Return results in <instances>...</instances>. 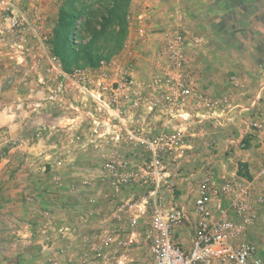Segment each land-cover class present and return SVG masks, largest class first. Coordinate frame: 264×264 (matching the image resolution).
<instances>
[{
	"label": "rangeland",
	"instance_id": "374dc122",
	"mask_svg": "<svg viewBox=\"0 0 264 264\" xmlns=\"http://www.w3.org/2000/svg\"><path fill=\"white\" fill-rule=\"evenodd\" d=\"M156 1H19L31 26L20 32L19 38L8 33L0 35V264H50L42 247H47L46 238L64 250L71 247L70 261L63 264H79L80 253L89 249L93 235L102 228L111 210L110 199L105 195L113 191L107 190L109 184L101 179L102 175L94 179L93 182L99 181L97 184L84 182L85 192L78 198L77 182L87 180L85 176L75 180L65 168H44L42 151H34L36 162L31 165L27 162L29 151L16 149L18 141L37 142L49 130L75 132L77 124L72 119L76 111L69 107L75 101V92L59 75L58 65L66 73L75 69L95 72L100 60L114 57L132 62L139 78L149 77L156 69L158 53L180 23L191 37L205 39L202 45H189L187 51L194 55L189 62L197 82L207 76L212 81V86L208 85L210 91L204 88L206 92L212 96L230 93L234 102L247 104L258 87L255 74L264 64V0H164V9L156 6ZM68 16H77V33L76 24ZM159 16L168 20L164 25L170 27L164 31ZM63 23L69 47L63 43ZM17 43L24 48L16 47ZM199 57L209 69L208 74L205 71L202 75L198 68L200 61L195 58ZM235 65L242 70H230ZM233 74L247 79L245 89H231L229 78ZM51 96L55 100H50ZM63 117H67L66 123L61 122ZM83 126L82 129L90 127L89 123ZM227 128L234 130L235 126L220 129ZM235 135L232 131L230 136L237 138ZM89 154L90 151L84 153V157ZM92 164L100 167H90ZM78 169L86 175L91 169L97 174L102 172V164L87 157L80 161ZM52 176L62 177L58 187ZM43 189L45 198H41ZM138 192L124 189L117 198ZM27 194L33 196V201L27 200ZM260 226L255 242L264 255L263 222ZM26 227L33 229L31 243H23L28 238L17 235L18 229L26 231ZM62 228L71 233L60 231ZM66 236L76 246H61L66 244Z\"/></svg>",
	"mask_w": 264,
	"mask_h": 264
},
{
	"label": "built area",
	"instance_id": "2783aa9c",
	"mask_svg": "<svg viewBox=\"0 0 264 264\" xmlns=\"http://www.w3.org/2000/svg\"><path fill=\"white\" fill-rule=\"evenodd\" d=\"M19 1L0 0V35L19 38L31 26ZM177 25L149 77L139 78L132 62L114 57L100 60L95 72L56 67L75 92L72 121L94 136L82 148L113 149L103 156L101 172L113 191L107 198L111 210L79 264H264L252 236L264 212V64L247 104L234 102L230 93L212 96L187 59L189 45L205 39ZM246 81L237 74L229 79L233 90L245 89ZM85 123L90 127L82 129ZM207 123L235 126L240 136L229 139L227 150L247 149L255 141L263 162L251 178L204 172L188 208L176 201L177 183L188 181L183 170L193 155L191 140ZM124 189L139 192L117 198ZM45 243L63 250L51 239Z\"/></svg>",
	"mask_w": 264,
	"mask_h": 264
},
{
	"label": "crops",
	"instance_id": "0c3cea01",
	"mask_svg": "<svg viewBox=\"0 0 264 264\" xmlns=\"http://www.w3.org/2000/svg\"><path fill=\"white\" fill-rule=\"evenodd\" d=\"M177 1V0H176ZM172 3V2H171ZM166 2L164 0H157L156 1V6H160L161 9H164V7H166ZM176 5H178V2H176ZM175 5V6H176ZM159 18L161 19V23H163V31L168 27H170L169 25L167 26L164 25L168 20L167 18H165L164 16H159ZM207 51V50H206ZM205 50L204 52L207 53ZM209 54V53H208ZM194 57L193 52L192 51H187V59H190ZM203 57V56H202ZM194 60V59H193ZM196 62H201V57H199L198 59L195 58ZM200 67L201 68V73L202 75H205V71L208 74L207 70H209L208 68H205L202 64V62L200 63ZM238 62V60L236 61ZM239 63V62H238ZM238 65V64H237ZM207 67V66H206ZM240 68L239 66H236L231 68L230 70L234 71V68ZM211 70V69H210ZM200 71V70H199ZM235 75V74H233ZM238 75V74H237ZM198 80V78H196ZM230 79V78H229ZM230 83V82H229ZM199 85L201 86V88H206L207 90L210 91L208 88L209 86H212V81L209 80V76H207L206 78H204V80L201 78L199 81ZM233 90V89H232ZM222 93V92H220ZM243 95V94H242ZM11 125L12 128L15 127L13 119L11 118ZM66 123L67 122V117H63L62 121ZM60 124V122H59ZM76 130L73 133H66L63 130L60 131L59 133L57 132V130H49L47 132H44L43 135H41V139H38L37 142H30L29 140L26 141H18L19 143H17L16 145L18 146L16 149H19V147H23L25 148L27 151H29L28 153V159L27 162L30 163L31 165H35L36 159L35 156H33L34 151L36 153H43L45 154L44 159H46V163H44L46 165V169L51 168V171H57L58 168L60 169H67V173H70L71 176L69 177H74L75 180L79 179V177H82L84 179V176L87 180H80L78 181L77 185V195L78 198L83 197L82 194L83 192H85L86 189V185L84 184V182L89 181L88 183H92L94 181V179L98 176L101 177V171L98 172L96 174V172H94V170H89L88 174H83L79 168L80 165V161H83V158H87L89 160H96L98 163H100V165L102 164V162L104 161L103 156L104 155H109L113 149L111 148H106V149H89V148H82V145L87 142L88 144H91L92 142H95L94 140V136L89 132L85 130L79 131L78 126L76 125ZM234 127V126H233ZM77 130L79 132H77ZM232 131H235V136L237 138H239V130H237V128L235 127L234 130L233 129H220L215 127L212 124H205L203 127L201 128H196L195 129V136L194 138H192L191 140V144L193 147L192 151V157L190 159V162L184 167L183 170V174L186 176H189L188 181H184L183 179H179L178 183H177V192H176V201L178 204L181 205H185L188 208H191L193 206L194 203V199H195V195H196V189H197V182H198V178L200 176H202L204 174V172H214L217 178H238V177H247V178H251L253 177V175H255L259 168L262 165L263 159H262V153L261 150L257 147V143L254 141L251 143V146L247 149H241V148H235V147H230L229 150H227V142L229 141V139L232 137L230 135H232ZM47 136V137H46ZM51 137V138H50ZM21 142V143H20ZM21 144V145H19ZM84 146V145H83ZM67 148L70 150H67ZM85 150H89L91 152V154H89L87 157H84V153L89 152V151H85ZM94 151V152H93ZM93 153V154H92ZM97 154V155H95ZM36 155V154H34ZM95 158H94V156ZM26 164V166H29V164ZM98 165V164H97ZM97 165H90V167L96 168V167H100ZM97 177V179H98ZM62 177L60 176H52V180L54 181V183L57 185L61 184V179ZM73 179V180H74ZM102 179V178H101ZM58 181V182H57ZM64 182H70L66 179L63 180ZM95 182H99L98 180ZM93 182L94 184H97ZM222 182V180H221ZM107 190H110V186L107 185ZM47 189V188H46ZM46 189L44 190H40V192L43 196L41 198H45L44 194L46 192ZM40 192L39 193L40 195ZM108 192H106L107 194ZM101 194V192H100ZM115 194V193H114ZM122 194V193H121ZM120 194V195H121ZM13 195V194H12ZM93 194H91L90 196H92ZM102 195V194H101ZM119 195V196H120ZM108 195H105V197H108ZM49 197V196H46ZM50 197H52L50 195ZM37 198V196L35 197ZM40 198V199H41ZM31 199L33 201V196H29L27 194V200ZM109 208L111 209V207L109 206ZM109 208L107 210H109ZM263 222L264 224V212L261 214V218L260 221L256 227V229L253 231L252 236L253 239L256 240L257 237L259 236V231L260 229V225ZM32 228H30V230L28 229V227H26L23 231L22 228L17 230V235L18 236H25L28 239L27 240H22V242H26V243H31L33 242V239L31 238L33 233H30ZM29 230V231H27ZM33 230V229H32ZM42 230V229H41ZM70 229L67 228H62L60 229V231H67L68 233H71L69 231ZM43 231V230H42ZM184 231V230H183ZM184 233V232H183ZM70 234H68L69 236ZM65 237V240H63V242H66V244L61 245V246H70V244H73V242L70 243V241H72V239H68L67 237ZM69 238V237H68ZM77 240V237H76ZM82 241V240H81ZM68 243V244H67ZM61 244V243H60ZM73 246H76V244H73ZM43 247V251L46 253V256L48 258V262L50 264H63L64 262L68 263L70 261V250L71 247L67 250V249H63L61 247V252L59 249L52 250L49 249L47 247ZM60 248V247H59ZM77 251H79V248H76ZM76 249L74 251H76ZM63 251V252H62ZM69 259V261H67Z\"/></svg>",
	"mask_w": 264,
	"mask_h": 264
},
{
	"label": "trees",
	"instance_id": "16d2710c",
	"mask_svg": "<svg viewBox=\"0 0 264 264\" xmlns=\"http://www.w3.org/2000/svg\"><path fill=\"white\" fill-rule=\"evenodd\" d=\"M67 19L69 21H72V22H74L76 24L75 27H76V33H77V27H78L77 16H68ZM62 25H63V43H64V45L69 47L70 42L68 40V34H67L66 30H64L65 24L63 23Z\"/></svg>",
	"mask_w": 264,
	"mask_h": 264
}]
</instances>
